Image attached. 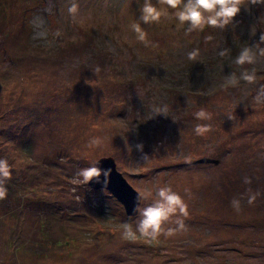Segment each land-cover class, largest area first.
I'll return each mask as SVG.
<instances>
[{"label":"rangeland","instance_id":"obj_1","mask_svg":"<svg viewBox=\"0 0 264 264\" xmlns=\"http://www.w3.org/2000/svg\"><path fill=\"white\" fill-rule=\"evenodd\" d=\"M76 2L69 13L70 0H0V159L11 173L0 175V264H264V57L235 63L259 43L264 5L245 0L223 30L142 24L156 45L145 47L130 30L143 0ZM103 156L140 193L135 215L79 175ZM164 186L186 214L144 235L141 212Z\"/></svg>","mask_w":264,"mask_h":264},{"label":"clouds","instance_id":"obj_2","mask_svg":"<svg viewBox=\"0 0 264 264\" xmlns=\"http://www.w3.org/2000/svg\"><path fill=\"white\" fill-rule=\"evenodd\" d=\"M253 5H264V0H249ZM245 3V0H143V6L139 9V19H134L130 24V30L135 34V40L144 44L145 47H155L156 45L150 41L147 30L142 27L143 25H151L159 23L162 18L168 21H176L178 28H183L187 24L185 29V35L192 32H201L206 27L219 28L223 30L229 25L234 17L241 10V6ZM169 9L173 10L169 12ZM78 10V4L76 0H70V6L68 8L69 13H76ZM46 36V32L40 34L39 37ZM206 40H212L211 36L206 37ZM260 43H264V33L259 37V43L254 44L252 47H245L236 58L235 63L237 65H244L245 63L253 64L256 62L257 56L264 57V48L260 47ZM220 56H225L227 50H222L218 53ZM200 55L199 49H193L187 53L189 60H196ZM242 78L248 82L254 80V70L248 74H242ZM240 79L235 73H230L226 77V83L233 87L237 86ZM154 115H165V109L161 107H155L153 109ZM153 115V116H154ZM198 118L211 119L210 114H206L204 110H200L196 113ZM208 126H197L196 131L198 134H203L208 131ZM138 149H142V145H137ZM99 161L93 162L89 167L82 169L79 175L83 177V181L88 183L93 178L99 177L101 169L98 167ZM105 176L107 172L105 171ZM0 175L10 178V168L6 160L0 159ZM245 183H249V180L245 178ZM260 193L257 192L256 195ZM7 195V188L3 186V182L0 181V200L4 199ZM151 190L144 193V198L148 199L152 197ZM155 196L158 197L153 203L145 207L141 216L137 228L144 235L155 237L158 235L160 225L163 221H167L170 215L174 214L177 209L186 214L187 205L184 203L182 197L172 190L170 186H164L156 189ZM255 199L253 196L251 200ZM232 206L236 211L240 210L239 200L233 199L231 201ZM182 226V224H181ZM151 229V231H149ZM125 235L133 236L134 232L132 227L128 224L124 228Z\"/></svg>","mask_w":264,"mask_h":264},{"label":"water","instance_id":"obj_3","mask_svg":"<svg viewBox=\"0 0 264 264\" xmlns=\"http://www.w3.org/2000/svg\"><path fill=\"white\" fill-rule=\"evenodd\" d=\"M201 162L216 163V159L209 157L198 158ZM98 167L102 170L99 177L93 178L88 185L93 188L107 189L115 199L121 203L127 216L135 215L138 212L141 203V195L125 179V177L116 169L115 162L111 156L99 158ZM105 171L107 175L105 176Z\"/></svg>","mask_w":264,"mask_h":264}]
</instances>
